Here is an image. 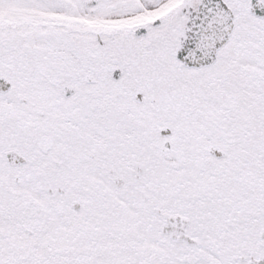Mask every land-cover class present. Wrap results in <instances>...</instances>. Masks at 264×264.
Returning a JSON list of instances; mask_svg holds the SVG:
<instances>
[{"label":"snow or ice","instance_id":"1","mask_svg":"<svg viewBox=\"0 0 264 264\" xmlns=\"http://www.w3.org/2000/svg\"><path fill=\"white\" fill-rule=\"evenodd\" d=\"M0 264H264V0H0Z\"/></svg>","mask_w":264,"mask_h":264}]
</instances>
